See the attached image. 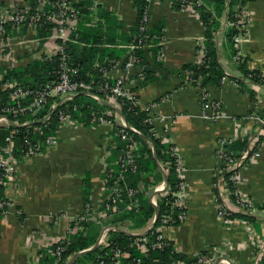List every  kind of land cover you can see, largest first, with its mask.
I'll return each mask as SVG.
<instances>
[{
  "label": "crops",
  "instance_id": "crops-1",
  "mask_svg": "<svg viewBox=\"0 0 264 264\" xmlns=\"http://www.w3.org/2000/svg\"><path fill=\"white\" fill-rule=\"evenodd\" d=\"M30 1L0 0V13ZM78 1L83 5L77 27L83 22L84 26L103 29L105 34L103 42L95 44L100 47L94 53L95 65L108 60L112 63L108 68L110 77L124 75L123 61L136 29L140 0ZM148 2L150 36L143 54L151 70L150 78L141 83L145 74L139 77L141 65H135L127 86L138 95L141 107L151 106L157 134L175 144L184 165L181 179L186 192V217L177 225L164 227V235L174 241L178 252L189 258L205 252L209 261L203 264H256V259L260 264L264 256V140L259 154L239 173V192L254 203L252 211H242L253 215L251 222L242 218L228 221L219 215L213 179L220 164L219 141H250L259 130L252 113L264 108V83L254 82L246 73L260 70L264 74V0L246 2L249 22L236 52L227 36L233 25L228 17L231 0H225L213 41L227 78L221 82L211 80L204 87L191 81L194 72L187 67L199 63L200 43L207 48L208 28L199 12L181 11L169 0ZM201 2L206 7L213 6L211 0ZM160 29L161 36L157 33ZM54 51L52 33L42 43L38 27L22 25L0 39V67H22L43 55L50 59ZM3 84L4 81L2 89ZM109 101L103 98L97 103L106 104L103 111L112 110L118 119L121 112ZM82 121L60 126L56 146L18 160L15 181L5 189L10 204L0 210V264H50L45 255H52V245L83 228L75 225L87 207L86 189L96 211L97 220L93 221L103 228L113 225L103 201L108 195L106 163L117 146L114 129ZM260 135L264 136V128ZM158 163L160 172L155 170L145 176L149 184L144 190L155 206L168 191L164 164ZM157 186L165 187L156 190ZM224 200L232 210H238L231 194L225 193ZM154 219L155 216L141 229L131 228L127 221V231L144 233ZM103 228L98 240L103 236L108 239L109 231L104 234ZM119 229H123L122 225Z\"/></svg>",
  "mask_w": 264,
  "mask_h": 264
},
{
  "label": "built area",
  "instance_id": "built-area-1",
  "mask_svg": "<svg viewBox=\"0 0 264 264\" xmlns=\"http://www.w3.org/2000/svg\"><path fill=\"white\" fill-rule=\"evenodd\" d=\"M174 2L175 0H169ZM181 11L194 10V4L202 3L201 0H179ZM37 9L34 12L30 2L23 4H17L11 11L0 13V39L4 38L7 34V25L10 23L13 28L20 29L22 25L27 23L31 27L37 28L39 22L46 18L52 25V38L55 41V51L53 55L57 56L58 65L55 71L56 79L41 84L39 87L25 86L16 80H6L3 84L5 90L9 93V102L0 106V126H29V131L24 134L21 143L16 140V135L19 131L18 128H13L10 133L5 137L4 143L0 144V186L9 188L15 181L17 172L18 160L29 159L35 155L44 152L46 149L56 146L60 137L57 131L62 125H78L82 123L80 117H74L69 112L70 103L74 100L75 96L79 92H84L94 99L101 101L103 97L95 89L91 82L86 81L79 76V68L70 64L68 54V44L70 42H78L77 40V22L81 15V11L76 5L77 0H37ZM236 15L239 17L238 34L234 36L236 45L240 43L247 31V25L249 22L248 9L246 5H239L236 10ZM149 15L146 14L140 26L139 34H137L129 44V50L126 55V59L123 61L124 75L114 78L108 75L109 67H101V71L104 75V82L98 88L100 91H104L105 98L110 100L115 110L121 112L124 106V101L132 103V105L139 104V98L137 94L127 86V78L130 75L131 70L135 65L140 64V58L137 55L139 48H144L148 44L149 29H148ZM199 52L201 58L198 60V64L201 65L206 61L207 48L204 43L199 44ZM144 76L143 68L139 72V77ZM226 76L222 78V81L226 80ZM73 109H77V105H72ZM145 109L150 110L151 121L153 116L151 114L152 108L147 107ZM102 111L93 112L91 115V124H103L114 129L116 125L119 126L117 134L121 138L123 143L121 152L118 157L111 164L107 161L105 169V182L106 190L109 191L107 197L103 201L105 211L113 213L114 210L119 209V203L123 199L128 197L130 199V207H138L139 199L138 195L145 190V181L141 180L137 185H130L127 182L128 171H136L138 166V157L140 156L141 142L134 136L135 133L140 131L127 123L124 115L121 113L118 115V119L115 118L114 112ZM114 111V110H113ZM56 114L59 120V127L54 133H46L47 127L51 124L53 114ZM16 117L11 119L10 116ZM19 115H29L30 117L25 120L17 118ZM252 118L255 120L259 130L256 136L249 141L248 148L245 149L242 154L235 156L234 150L229 146L232 144L233 139H221L217 148V154L220 159V164L217 167L214 174V186L218 191L219 196L222 199V203L219 202V215L228 221L232 219L229 215L235 212L229 207L228 201L225 202V193L231 194L229 190L228 180L225 174L229 171L235 170L229 179L236 184V202L239 211H252L254 208L253 201L244 197L239 192V173L248 164L251 159L259 154V146L255 148V145L260 137V131L264 128V108L260 112H253ZM131 131L133 133H131ZM161 137V136H160ZM165 142H171L168 139L162 138ZM172 153L176 156V166L179 170V188L175 192L176 199L173 203L174 206L181 208L180 220L186 217V192L184 190V183L181 179V172L184 169L183 162L177 153V148L173 142ZM255 148L254 152L250 154V150ZM20 156H17V153ZM224 162V166H222ZM117 166L119 172L115 173L112 166ZM165 173H167L166 166L164 165ZM112 181V182H111ZM165 186H157L156 190H162ZM155 201V199H152ZM10 204V200L0 199V209L4 211ZM236 210V211H238ZM112 216V214H110ZM171 219L170 214L163 216V222L167 223ZM97 220L96 211L92 203L87 204L86 210L79 215L76 221V225L79 228L82 227L84 222ZM166 227V226H164ZM160 228L161 232L157 236L155 241H149L145 235L140 236L135 241V244L140 247L143 253L148 254L152 249L164 248L168 244V239L164 235L163 228ZM78 228V229H79ZM110 230H118L117 225H108L103 228L104 234ZM141 235V234H140ZM99 243L107 245V239L100 237ZM263 249V245H260ZM65 247L61 244H57L55 248L51 250V254L60 260L61 255ZM124 256H129V253L122 251L120 248L114 250L112 260L104 264H120L119 259ZM192 258H197V261L192 264L205 263L209 261L206 254L198 253ZM138 264H143L142 259H136ZM259 259H256V264ZM181 264H191L184 263Z\"/></svg>",
  "mask_w": 264,
  "mask_h": 264
},
{
  "label": "trees",
  "instance_id": "trees-1",
  "mask_svg": "<svg viewBox=\"0 0 264 264\" xmlns=\"http://www.w3.org/2000/svg\"><path fill=\"white\" fill-rule=\"evenodd\" d=\"M213 2L212 7H206L204 3L194 4L193 9L199 12V16L202 22L207 26V53H206V61L199 64H188L187 67H191L194 75L191 77V81L193 83L199 84L201 87H204L209 81L217 80L219 82L222 81V78L225 76L221 65L218 61L217 48L214 45L213 41V31L220 26L219 17L223 14L225 10V0H211ZM249 0H231L228 10V17L233 22L231 28L227 30L228 39L232 42L234 48V52L238 50L236 42L234 40V36L238 34L239 29L236 24H238L239 17L236 15L235 6L237 4L245 5ZM138 5V20L136 23L135 32L132 35V39L139 34L140 26L143 21V18L146 14H148V0H140ZM30 4L35 12L37 9L38 2L37 0H31ZM76 5L82 11L83 3L77 0ZM173 5L179 9L180 1L175 0ZM85 8H83V11ZM81 22V21H80ZM38 26V37L41 38V42L43 43L45 39L51 35L53 25L46 19L43 18L39 22ZM24 25H27L25 23ZM7 34L13 31L12 25L9 23L7 25ZM78 42H70L67 46L69 61L70 64L79 68V76L84 78L86 81L91 82L98 93L105 98L106 94L104 91L98 90V88L102 85L105 78L103 72L101 71V67H110L112 63L106 60L102 64L98 66L95 65V57L94 53L98 47L95 44L102 43V37L105 35L103 29L97 28L93 29L91 27L84 26V23L81 22L78 26L77 30ZM161 36V29L158 32ZM92 35V37H89ZM130 41V42H131ZM137 55L140 58V65L143 68L145 79L141 81V83H145L148 78H150L151 70L149 68V64L146 61V58L143 54V48H139L137 50ZM109 62V63H108ZM58 65L57 56L53 55V57L46 58L45 55L40 59H36L29 64L17 67L13 69H6L4 67H0V74H3V79H0V85L6 80H16L22 83L25 86L30 87H39L41 84H44L48 81H52L56 79L55 71ZM149 75V76H148ZM246 75L250 76L251 80L258 83H264V74L260 70L247 71ZM235 79V78H234ZM237 80V79H235ZM238 83H240L237 80ZM138 97V95H137ZM139 98V97H138ZM9 102V93L7 90L2 89L0 87V106ZM77 105V109L74 110L72 105ZM106 104L100 105L97 103V100L92 98L90 95L79 92L74 100L70 103L69 112L74 117H80L84 122L90 124L91 115L93 112H102L104 110L103 106ZM121 113L124 115L127 123L131 126L136 127L140 133H135L134 136L141 142L140 147V156L138 157V166L137 170L134 172L128 171L127 182L130 185H137L141 180H145L147 183L145 185L148 186V181L145 179V176L152 174L153 171L160 172L159 163L163 162L166 166V177L168 184V191L162 197L160 204L155 206L151 201L148 195H146L145 191L141 192L138 195L139 206L130 207L129 202L130 199L125 197L122 202L119 203V209L114 210L112 217L109 219V223L113 225L120 226L122 223H126L127 221L131 222V228L133 229H141L148 225L149 221L156 215L158 212L159 215L156 219L154 226L148 230L145 235L148 237L149 241H155L159 233L161 232L160 228L164 226L177 225L181 222L180 220V212L181 208L178 206H174L176 195L179 188V170L176 166V156L172 153V147L174 146L171 142H165L162 137L157 134L155 130L153 120L151 121L150 110L145 109L141 106L132 105V103L128 101H124V106L122 107ZM29 115H19L17 118L20 120H25L29 118ZM11 119H16V117L10 116ZM152 119V118H151ZM59 120L54 113L51 119V124L46 129V133H54L59 127ZM13 128H18L19 131L16 135V140L18 143H21V140L29 131V126H0V144L4 143L5 137L10 133ZM118 125L114 128L115 139L117 141V146L113 150L111 157L108 158V162L111 164L121 152L122 141L119 135L117 134ZM131 133H133L131 131ZM264 140V136L260 135L258 141L255 145L257 148ZM153 147H152V146ZM249 141L248 139H240L235 140L229 146L230 149L234 150L235 156L239 157L242 152L248 148ZM255 148L250 150V154H252ZM224 166V162L222 163ZM115 170V173L119 172V168L115 165L112 166ZM229 171L225 174L229 190L231 191V196L233 198L236 197V184L229 179V176L234 172ZM156 180H158V176L155 175ZM112 182V181H111ZM109 193V191L107 190ZM217 192V200L222 203V199ZM88 189H86V204L90 203L88 199ZM0 199L8 200L6 195L5 187L0 186ZM1 212L3 209H0ZM165 214H170L171 219L167 222H163V216ZM229 218H242L247 222H251L253 220V215L243 213L240 211L232 212L229 215ZM75 224V222H74ZM82 230L75 234H70L67 240H61L52 245L53 248L57 246V244H61L65 247L60 260H58V264H67V262L76 254L78 255L72 264H104L105 262H110L114 255V250L120 248L122 251L129 253V256H124L119 259L120 264H138L136 259H142L143 264H181L184 263H195L197 258H189L188 256L177 251L176 246L173 240L168 239V244L164 248L152 249L148 254L143 253L135 244V241L140 238V234H132L127 230L119 229V230H110L107 239V245L98 244L96 245L98 238L102 231V225L95 222L89 221L84 222L82 224ZM96 245V246H95ZM91 247H94L90 249ZM205 254V252H202ZM45 259L50 262V264H55L57 258L53 255H49L46 253ZM203 264V263H197ZM264 264V256L261 259V263Z\"/></svg>",
  "mask_w": 264,
  "mask_h": 264
},
{
  "label": "water",
  "instance_id": "water-1",
  "mask_svg": "<svg viewBox=\"0 0 264 264\" xmlns=\"http://www.w3.org/2000/svg\"><path fill=\"white\" fill-rule=\"evenodd\" d=\"M166 181H167V178H166ZM158 215H159V213L157 212L156 215H155V219H154L153 224L147 229V231H145L144 233H141V235H146L147 232H148V230H150V229L154 226V224H155V222H156V219H157ZM98 244H99V240H98V242L96 243V245H98ZM96 245H95V246H96ZM92 248H94V247H92ZM92 248H90V249H92ZM83 252H84V251H82V252H80V253H83ZM80 253H78V254H76L75 256H73V257L71 258V260L68 262V264H72L73 260H74V259H75ZM216 264H217V263H216Z\"/></svg>",
  "mask_w": 264,
  "mask_h": 264
},
{
  "label": "rangeland",
  "instance_id": "rangeland-1",
  "mask_svg": "<svg viewBox=\"0 0 264 264\" xmlns=\"http://www.w3.org/2000/svg\"><path fill=\"white\" fill-rule=\"evenodd\" d=\"M107 161H108V160H107ZM148 189H149V188H148ZM148 189H147V190H148ZM110 218H111V217H110ZM150 224H151V223H150ZM121 225H122V228H123V229L127 230V222H126V223H122ZM121 225H120V226H121Z\"/></svg>",
  "mask_w": 264,
  "mask_h": 264
}]
</instances>
